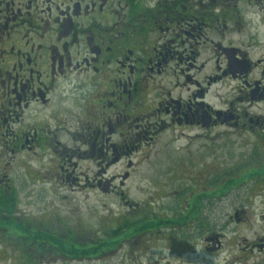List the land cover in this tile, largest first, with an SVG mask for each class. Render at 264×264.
Here are the masks:
<instances>
[{"label":"flooded vegetation","instance_id":"obj_1","mask_svg":"<svg viewBox=\"0 0 264 264\" xmlns=\"http://www.w3.org/2000/svg\"><path fill=\"white\" fill-rule=\"evenodd\" d=\"M215 151L238 153L217 178ZM171 152L166 182L187 189L132 199ZM262 157L264 0H0V211L46 193L121 207L90 235L0 224L23 264H264V224L230 192L264 182Z\"/></svg>","mask_w":264,"mask_h":264},{"label":"rangeland","instance_id":"obj_2","mask_svg":"<svg viewBox=\"0 0 264 264\" xmlns=\"http://www.w3.org/2000/svg\"><path fill=\"white\" fill-rule=\"evenodd\" d=\"M169 154L170 156H167L166 160L161 157L159 160L157 159L152 170L153 175L163 176L162 179L156 178L151 182L141 183H138V180H134L133 183L130 184L129 187L132 199L144 201L147 205L153 204L152 207H156V204L170 203L169 200H165V198L159 196V192L161 193L164 191L162 187L165 186L166 191H176V189L184 190L185 188L187 189V186H185L183 182H177L176 184L166 182L172 175L170 170L173 167V165H171L172 162H176V160L179 159L183 160V157H180L177 152H171ZM237 154V152L226 151L213 152L212 156L209 158V160H207L208 163L213 167V178H217L221 175V170H223L221 165H223V162L225 160L237 158ZM260 159H264V157ZM233 186L234 188L230 190V192L234 193L232 197L241 198L243 207H245L247 212L250 214L251 223L255 224V228L258 227V225L262 226L264 224V182L242 183ZM97 194L96 197L91 196V199L79 198L69 199L68 201L57 199L50 193L44 194L40 199L34 197L27 200L26 197H22L20 206L21 212L18 215H16V212L14 213L13 210H10L13 207L12 199H6V201L8 200L9 203L5 204L7 207L4 206V212L2 210L0 211V224H46L55 223L56 216L61 218L67 217L68 219L74 217L72 219L73 222L83 224L86 234L90 235L93 233V230H97V228H99V218L106 217V215H112L113 213L111 212H117L118 209H121L117 201L104 198L102 195L98 196ZM10 204H12V206H10ZM65 212H68L71 215H67ZM65 222L68 223L71 221L65 219ZM2 235H4V238ZM99 235H101V233ZM9 239L11 240L8 232L1 233L0 231V264H23V262L20 260V257H18L17 253L13 250V246L10 244ZM109 259V257L101 259L100 262H97L96 264H107ZM82 264L93 263L85 261Z\"/></svg>","mask_w":264,"mask_h":264},{"label":"trees","instance_id":"obj_3","mask_svg":"<svg viewBox=\"0 0 264 264\" xmlns=\"http://www.w3.org/2000/svg\"><path fill=\"white\" fill-rule=\"evenodd\" d=\"M10 206H12V204H10ZM5 207H7V205Z\"/></svg>","mask_w":264,"mask_h":264}]
</instances>
